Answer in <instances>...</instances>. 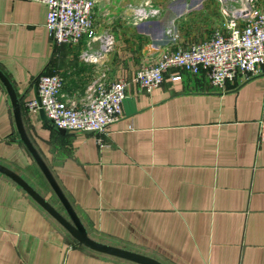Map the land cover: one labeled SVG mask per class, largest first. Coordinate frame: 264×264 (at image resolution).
Segmentation results:
<instances>
[{
    "label": "crops",
    "instance_id": "1",
    "mask_svg": "<svg viewBox=\"0 0 264 264\" xmlns=\"http://www.w3.org/2000/svg\"><path fill=\"white\" fill-rule=\"evenodd\" d=\"M46 15L35 0H0V71L22 97L25 132L88 237L161 264H264V76L237 78L220 91L204 72L180 69L150 92L133 81L158 61L171 25L182 47L210 38L221 5L96 0L95 32L113 40L107 52L86 37L53 45ZM43 74L60 75L62 100L77 106L92 83L123 79L121 118L101 134L60 133L26 107ZM0 165L48 202L54 195L19 140L1 82ZM37 176L46 194L32 185ZM0 264L134 263L77 245L0 174Z\"/></svg>",
    "mask_w": 264,
    "mask_h": 264
},
{
    "label": "built area",
    "instance_id": "2",
    "mask_svg": "<svg viewBox=\"0 0 264 264\" xmlns=\"http://www.w3.org/2000/svg\"><path fill=\"white\" fill-rule=\"evenodd\" d=\"M47 8L45 28L53 45H75L84 37L100 41L103 52L113 40L95 32L92 15L96 0H35ZM221 5L222 22L210 38L182 47L174 25L166 30V46L158 61L139 68L133 81L147 92L158 88L164 75L180 69L197 75L204 72L212 87L223 90L226 82L237 78L264 76V8L253 0H216ZM229 3L238 7L230 8ZM154 14L157 11H153ZM179 75L172 77L180 80ZM63 80L58 74H43L36 81L41 108L55 129L78 134H101L121 118L126 82H94L85 90L84 102L77 106L61 98ZM37 111L35 100L26 103Z\"/></svg>",
    "mask_w": 264,
    "mask_h": 264
},
{
    "label": "water",
    "instance_id": "3",
    "mask_svg": "<svg viewBox=\"0 0 264 264\" xmlns=\"http://www.w3.org/2000/svg\"><path fill=\"white\" fill-rule=\"evenodd\" d=\"M0 82L4 86L6 93L8 95L13 120L15 124L16 131L19 136V140L22 142L40 172L44 176L46 182L50 186L52 192L58 199L62 208L65 211L66 216L59 213L47 200H45L37 191H35L27 182H25L19 175L11 171L10 169L0 165V174L16 184L23 192H25L39 207H41L56 223H58L75 241L77 245H82L91 251L96 253L107 255L110 257L125 260L134 264H161L160 262L154 260L153 258L124 250L117 247H112L98 243L88 237L87 231L85 230L83 224L81 223L79 217L75 213L71 204L65 197L64 193L61 191L57 182L53 178L51 172L49 171L46 164L43 162L42 158L33 147L31 141L29 140L21 117L20 101L22 97H18L15 89L13 88L7 77L0 71ZM36 89V88H35ZM35 101L38 105V113L40 119L45 121L47 118L41 108L40 99L35 96ZM60 133H66V131L58 129Z\"/></svg>",
    "mask_w": 264,
    "mask_h": 264
},
{
    "label": "rangeland",
    "instance_id": "4",
    "mask_svg": "<svg viewBox=\"0 0 264 264\" xmlns=\"http://www.w3.org/2000/svg\"><path fill=\"white\" fill-rule=\"evenodd\" d=\"M253 3L255 4V6L264 8V0H253ZM229 6H230V8L238 7V5L234 4V3H229ZM32 185L34 186V188H36L39 192H41L43 194H46L48 191L45 183L38 176L35 177V179H32ZM48 200L51 203V205H53L59 212L64 214L63 208L61 207V205L59 204V202L57 201V199L55 198V196L53 194L52 195L49 194Z\"/></svg>",
    "mask_w": 264,
    "mask_h": 264
},
{
    "label": "bare ground",
    "instance_id": "5",
    "mask_svg": "<svg viewBox=\"0 0 264 264\" xmlns=\"http://www.w3.org/2000/svg\"><path fill=\"white\" fill-rule=\"evenodd\" d=\"M139 13V12H138Z\"/></svg>",
    "mask_w": 264,
    "mask_h": 264
}]
</instances>
